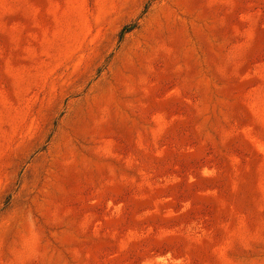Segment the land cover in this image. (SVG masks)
<instances>
[{"label": "rangeland", "instance_id": "1", "mask_svg": "<svg viewBox=\"0 0 264 264\" xmlns=\"http://www.w3.org/2000/svg\"><path fill=\"white\" fill-rule=\"evenodd\" d=\"M0 264H264V0H0Z\"/></svg>", "mask_w": 264, "mask_h": 264}, {"label": "trees", "instance_id": "2", "mask_svg": "<svg viewBox=\"0 0 264 264\" xmlns=\"http://www.w3.org/2000/svg\"><path fill=\"white\" fill-rule=\"evenodd\" d=\"M135 28H136V25H135V24L130 25V26H128V27H125V28L122 30V32H121V37H123L124 34L131 32V31L134 30Z\"/></svg>", "mask_w": 264, "mask_h": 264}]
</instances>
